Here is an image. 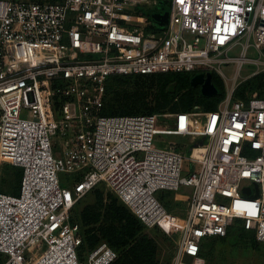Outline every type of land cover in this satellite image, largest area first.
Wrapping results in <instances>:
<instances>
[{
  "label": "built area",
  "instance_id": "2783aa9c",
  "mask_svg": "<svg viewBox=\"0 0 264 264\" xmlns=\"http://www.w3.org/2000/svg\"><path fill=\"white\" fill-rule=\"evenodd\" d=\"M166 1L0 0V161L23 170L18 194L0 191L4 264H113L106 242L79 257L73 211L97 187L147 228L169 215L161 192L190 189L168 264H209L204 240L237 222L264 242V98L103 114L111 76L240 70L264 52V0Z\"/></svg>",
  "mask_w": 264,
  "mask_h": 264
},
{
  "label": "trees",
  "instance_id": "16d2710c",
  "mask_svg": "<svg viewBox=\"0 0 264 264\" xmlns=\"http://www.w3.org/2000/svg\"><path fill=\"white\" fill-rule=\"evenodd\" d=\"M43 1V0H36ZM58 1V0H50ZM164 1L166 4V0ZM143 10V9H142ZM149 9L143 10L148 16ZM203 70L190 72H166L158 74L142 75H114L109 77L107 82V95L105 99L104 115H138L154 113H174L181 111H191L195 105H200L205 111L217 109L218 104L226 96V88L222 77L215 70L212 72V82L218 89L215 95L207 96L202 93L201 85H193L192 78ZM132 78L147 85L139 86L135 92H129L127 85ZM148 87L154 96L153 100H148ZM153 88V89H152ZM149 90V91H150ZM257 93L264 98V72H259L239 84L235 89V97L249 99L252 94ZM8 163V162H6ZM11 171H6L11 175L5 178V183L11 187L10 191L1 190L11 194L20 192L23 170L10 163ZM7 174V176L9 175ZM79 175L76 180L80 179ZM94 191L97 199L92 204L79 209L80 202L76 205L72 221L79 222L82 227L83 241L79 247V257L85 261L90 250L102 242H106L119 252V258L113 264H159L158 242L145 231L146 226L137 216H135L120 200L112 193H106L104 187H97ZM172 191H163L159 198L164 203L168 211L172 210L176 201L171 200ZM242 232L247 235L244 239H250L253 243L257 241L255 232L245 230L241 226ZM230 228L227 236L229 237ZM254 233V234H253ZM205 239L202 244L201 255L208 261L213 247L209 252L204 251V244L214 242ZM240 238H242L240 236ZM6 256L0 253V264H4ZM168 264V263H167Z\"/></svg>",
  "mask_w": 264,
  "mask_h": 264
},
{
  "label": "rangeland",
  "instance_id": "374dc122",
  "mask_svg": "<svg viewBox=\"0 0 264 264\" xmlns=\"http://www.w3.org/2000/svg\"><path fill=\"white\" fill-rule=\"evenodd\" d=\"M36 1V0H34ZM46 1V0H43ZM159 9V5H155L150 9ZM230 56L239 57L238 48L233 50L230 53ZM249 56L251 59L249 61L243 62L242 67L238 70V62H229L223 63L219 70H216L219 75L222 77L226 94L236 89L240 83L247 80L251 76L264 72V52L262 54L250 53ZM142 81L132 78L127 85L129 92H135L139 86H144L149 83H141ZM151 87H148V100H153V92L150 90ZM153 89V88H152ZM150 90V91H149ZM257 94V93H254ZM235 95V91H234ZM253 95V94H252ZM169 120V118H168ZM167 139L176 140L179 143L189 141L188 137H181L176 135H167ZM11 171L9 164L6 162L0 161V188L1 190L10 191L11 187L5 183V178H10L11 175L6 171ZM7 174H9L7 176ZM250 181H243V184L249 183ZM188 187H183L178 192H174L171 195V200L176 201L172 210L169 211L167 218L163 219L159 224L152 228L145 229L146 233L151 237L155 238L158 242V258L160 263L167 264L171 260L177 243L180 238L181 229L179 228L180 222L184 220L186 215V200L185 197L190 193ZM97 199L96 195L93 192H90L80 202L79 209L85 207L88 204H92ZM238 222L230 226V235L229 237L217 238L214 237V242L210 244H204V251L209 252L210 248L212 253L208 256L209 264H264V242L257 241L253 243L250 239H244L243 237L246 232H242V229L239 227ZM252 232V231H251ZM254 232V231H253ZM245 233V234H244ZM254 234V233H253ZM240 236L242 238H240ZM213 238H207L211 240Z\"/></svg>",
  "mask_w": 264,
  "mask_h": 264
},
{
  "label": "water",
  "instance_id": "95a60500",
  "mask_svg": "<svg viewBox=\"0 0 264 264\" xmlns=\"http://www.w3.org/2000/svg\"><path fill=\"white\" fill-rule=\"evenodd\" d=\"M152 17L157 19L161 25L165 24L168 22L169 18V12L166 11L164 14H159V13H154L152 14ZM191 83L193 85H201V90L204 95L211 96L215 95L218 93V89L215 86V84L212 82V72H200L196 74L193 78ZM203 141H201L202 143ZM244 193L246 194H251L252 188L251 187H246L243 189ZM254 191L255 193L253 194V197H257L259 194V186L257 183H254Z\"/></svg>",
  "mask_w": 264,
  "mask_h": 264
},
{
  "label": "bare ground",
  "instance_id": "6f19581e",
  "mask_svg": "<svg viewBox=\"0 0 264 264\" xmlns=\"http://www.w3.org/2000/svg\"><path fill=\"white\" fill-rule=\"evenodd\" d=\"M241 62H244V60H241Z\"/></svg>",
  "mask_w": 264,
  "mask_h": 264
}]
</instances>
